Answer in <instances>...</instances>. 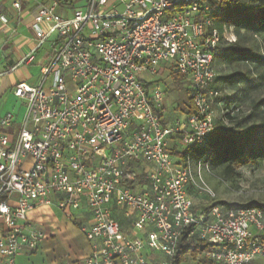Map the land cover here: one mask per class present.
I'll return each instance as SVG.
<instances>
[{"label":"built area","instance_id":"1","mask_svg":"<svg viewBox=\"0 0 264 264\" xmlns=\"http://www.w3.org/2000/svg\"><path fill=\"white\" fill-rule=\"evenodd\" d=\"M21 14L33 2L34 60L47 44L36 85L17 83L19 121L0 117V261L15 264L45 235L28 221L55 202L69 214L84 207L80 231L90 255L80 264H173L178 240L214 244L192 263L250 264L264 251V212L211 204L194 209L190 187L215 195L200 176L207 163L174 156L168 140L199 146L213 130V60L222 41L202 0H6ZM0 23L9 19L0 12ZM163 65L188 82L191 112L173 126L161 120L163 91L143 74ZM198 180V181H197ZM129 220L124 228L116 219Z\"/></svg>","mask_w":264,"mask_h":264},{"label":"crops","instance_id":"2","mask_svg":"<svg viewBox=\"0 0 264 264\" xmlns=\"http://www.w3.org/2000/svg\"><path fill=\"white\" fill-rule=\"evenodd\" d=\"M33 4V2L26 3L22 13L18 14L11 9L6 0H0V12L9 19L8 25H2L0 23V117L8 112L13 113L11 110L12 105L9 104L8 99L3 98V93L9 91L14 99H18L13 94L14 86L17 83L24 82V79L31 75L27 68H32L35 65L40 68L43 55L45 52L49 51V48H47L48 46L44 44L35 50V57L31 63L10 70V67L19 61L23 55L36 47V41L30 29L32 21L31 9ZM24 31H29L31 33L30 36L22 34ZM222 36V41L214 55L213 65L216 71V78L211 84V88L218 91L226 85L225 81L219 79V77L238 72L236 70L224 72L225 69H228L236 62L229 63L228 59L223 56V48L229 44L225 35ZM44 46H47L46 49ZM39 53H41L40 56ZM240 64L242 63H236V65ZM15 72H18L15 78L8 81L7 77L14 75ZM143 77L150 86H159L162 89L163 102L168 93L167 88L173 89L174 86L180 85V88H185V94L187 95L186 107L183 108V105V107L181 106L178 108L174 100V102H172V104L174 103L175 105L173 111H168L163 106V111L160 114L162 122L167 126H173L176 119L184 120L190 108L188 100V82L186 79L180 74L170 72L163 65L159 67L156 75L143 74ZM220 97L215 98L212 105H219L220 102H222ZM13 115L15 120L19 121L16 119L14 113ZM179 136V133L173 134L170 140L179 142ZM189 195L192 200V195L190 193ZM192 202L194 205V200H192ZM52 204L54 203L39 205L29 212L28 221L32 225L42 229L45 237L35 250L22 252L17 257L15 264H80L83 258L90 255V243L79 233L81 232V225H89L92 222L89 212L84 207H81V210L76 214H71L69 212L70 215H64L63 213L64 217H60L54 213L51 208ZM40 206L42 207L39 208ZM114 213L120 224L124 228H127L129 220L119 212ZM0 264H2L1 261Z\"/></svg>","mask_w":264,"mask_h":264},{"label":"trees","instance_id":"3","mask_svg":"<svg viewBox=\"0 0 264 264\" xmlns=\"http://www.w3.org/2000/svg\"><path fill=\"white\" fill-rule=\"evenodd\" d=\"M201 3L217 6L212 18L214 25L221 34V39L224 27H232L237 32L241 26H245L249 30H255V35L262 36L261 42L264 46V0H202ZM228 44L223 48V56L228 59L229 63L238 62L257 66L260 57L252 53L244 44L237 41H228ZM219 79H223L229 85L244 80L247 87L253 84V80L249 75L241 72H234L219 77ZM244 90H242V93L246 92ZM239 98L234 95L228 100L227 97H220V100L224 103V106H227L229 101L235 102ZM263 103L264 99L255 103L253 106L254 112L249 113L245 117L231 119L227 115L231 121H234L233 124L220 121L213 127V130L201 145L181 147L177 153L183 159L189 157L195 163L201 161L207 163L211 169H221L227 176L233 175L235 169L239 167L254 165L258 161L264 160V114H258V117L255 118L257 110L259 108L262 110L261 106ZM190 112L191 105L188 110V113ZM213 204L224 205L229 208L239 206L257 207L264 212V202L261 201H249L245 204L215 201ZM208 207L204 209H208ZM214 246V244L209 242L188 239L187 231H185L178 240V250L172 259V263L184 264L187 254L194 256L202 250L213 249ZM195 264L213 263L200 260Z\"/></svg>","mask_w":264,"mask_h":264},{"label":"rangeland","instance_id":"4","mask_svg":"<svg viewBox=\"0 0 264 264\" xmlns=\"http://www.w3.org/2000/svg\"><path fill=\"white\" fill-rule=\"evenodd\" d=\"M254 31L255 30H249L245 26H241L237 32H235L232 27H224L222 29V34L225 35L227 41H237L244 44L250 49V51H252V53L260 57V61L257 63V66L248 64L236 65L235 63L228 69H225L224 72L236 70L249 75V77L253 80V84L247 87L245 86L244 80L239 81L238 83H233L230 85L226 84L223 86V88L220 90L222 95L221 97H227L228 100L235 95L240 98L235 102L229 101L227 106H224V103L222 102H220L219 105H212L214 126L220 121H223L227 124H233L234 121H231L230 118L236 119L247 116L249 113L254 112V104L264 99V46L261 42L262 36L255 35ZM22 34L30 36L31 33L29 31H24ZM44 47L46 49L47 46ZM40 54L41 53H39V56ZM27 69L31 75L24 79V82L29 85H36L40 79L39 66L35 65L32 68ZM17 73L15 72L14 75L8 76L7 80L11 81L13 78H15ZM180 86H174L173 89L167 88V96L159 108L160 114L163 111V106L166 110L173 111V107L175 105L174 103L172 104V102H174V100L178 105V108L181 106L183 107V105V108L186 107L187 95L185 94V88H180ZM243 89H245V93H242ZM2 96L3 98L8 99L9 104L12 105L11 110L16 115V119H21L25 110V105L22 103V101L19 99H14L10 95L9 91L4 92ZM261 108L262 110L259 108L257 113H255V118L258 117V114H264V103L262 104ZM227 115H229L230 118H228ZM168 147L174 156L177 154L178 150L181 149L179 142L171 141L170 139L168 140ZM200 176L207 187L212 190L215 197L214 199H210L206 194L199 193L198 189L195 187H190L189 193L192 195V200H194V209H204L205 207L213 204L215 201H224L235 204H245L249 201L264 202V160H260L254 165L239 167L235 169L234 174L230 176L225 175L221 169L214 170L209 167V170L207 171L204 166H202L200 170ZM52 203L54 204L51 205V208L57 216L64 217V215H67L66 213L63 215V212L57 208L55 202ZM41 207L42 206L39 208ZM79 210L81 209L70 210L69 212L71 214H76L79 212ZM79 233L85 239L83 234L81 232ZM194 258L195 255L192 256L191 254H187L185 256L184 264H193L192 261ZM250 264H264V251Z\"/></svg>","mask_w":264,"mask_h":264}]
</instances>
